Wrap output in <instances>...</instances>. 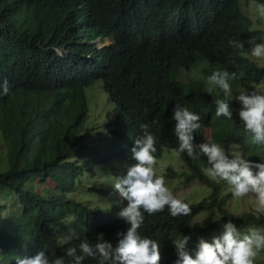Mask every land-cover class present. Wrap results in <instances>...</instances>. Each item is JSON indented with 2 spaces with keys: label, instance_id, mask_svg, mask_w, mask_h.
Segmentation results:
<instances>
[{
  "label": "trees",
  "instance_id": "trees-1",
  "mask_svg": "<svg viewBox=\"0 0 264 264\" xmlns=\"http://www.w3.org/2000/svg\"><path fill=\"white\" fill-rule=\"evenodd\" d=\"M243 1L0 0V85L7 80L10 88L3 95L0 87V264L40 250L64 256L69 247L78 248L84 239L94 243L100 234L115 246L117 233L130 227L118 218L126 206L120 197L109 212L76 198L86 164L73 159L87 153L88 90L97 82L113 107L106 115L109 153L125 175L135 163L131 149L143 134L141 124L156 138V160L164 149H178L172 119L177 104L201 117L195 144L217 143L230 158L234 151L264 162V144L252 143L235 99L241 92L260 94L264 85V65L249 44L264 43V31L255 27ZM217 70L244 73L229 80L228 97L208 82ZM217 99L230 103L231 120L216 117ZM178 156L187 171L169 169L165 183L180 176L185 186L198 181L210 194L199 203L184 202L191 208L188 216L173 217L167 207L144 213L138 232L159 243L161 264H174V242L184 236L191 237L187 249L194 256L199 239L211 242L229 221L241 233L264 228V213L232 207L237 198L231 186L208 176L207 160ZM210 213L216 221L194 224ZM260 254L264 258V249ZM83 264L99 261L85 258Z\"/></svg>",
  "mask_w": 264,
  "mask_h": 264
},
{
  "label": "clouds",
  "instance_id": "clouds-1",
  "mask_svg": "<svg viewBox=\"0 0 264 264\" xmlns=\"http://www.w3.org/2000/svg\"><path fill=\"white\" fill-rule=\"evenodd\" d=\"M261 17H264V4L256 5ZM251 55L264 58V43L249 41ZM229 45L242 48L243 44L229 41ZM244 73H229L217 70L208 77V82L223 90L225 97L231 95L229 80L243 78ZM3 95H8L10 88L7 80L2 85ZM240 104L238 116L245 130L252 134V143L264 144V95L255 91L241 92L235 97ZM217 118L233 117V109L227 99L215 101ZM172 119L175 121L174 133L178 139V149L173 151L179 155L186 153L196 160L200 155L207 158L210 165L206 169L213 180L226 181L231 186L233 198H243L253 194L256 201V211L264 213V162L256 163L239 156L230 158L225 149L217 143L195 144L194 133L201 128V117L187 107L179 104L173 109ZM142 135L134 142L131 149L135 161L122 178H116L114 190L119 197L126 201L118 213V218L130 227L119 237L114 246L100 234L94 243L84 239L78 248L73 246L66 250L64 256L50 257L40 250L31 257H18L15 264H83L85 258L98 259L99 264H161L162 255L157 241L141 237L138 229L144 223V213L154 215L163 212L165 208L173 217L188 216L191 208L188 204L177 199L165 185L163 176H158L154 165L157 160L156 138L149 131L147 123L141 124ZM198 150V151H197ZM191 237L184 236L175 241L178 259L174 264H254L258 251L264 249V228L248 227L241 233L231 221L223 225L221 235L214 237L211 242L200 238L194 256L187 249Z\"/></svg>",
  "mask_w": 264,
  "mask_h": 264
},
{
  "label": "rangeland",
  "instance_id": "rangeland-1",
  "mask_svg": "<svg viewBox=\"0 0 264 264\" xmlns=\"http://www.w3.org/2000/svg\"><path fill=\"white\" fill-rule=\"evenodd\" d=\"M243 5H245L243 7L244 11L255 22V27L264 31V17H261L257 11L256 5L258 4L244 0ZM109 44L110 42L107 41L106 45ZM258 61L264 65V58H259ZM96 87L97 89H94ZM102 87V83L97 82L88 90L90 117L86 123L88 135L84 140L88 147L87 153L85 155H78L73 161H78L79 164H86V171L80 178L76 198L86 206H98L109 212L113 207L117 206V202L120 200L118 193L114 190L115 180L116 178L124 177L125 174L120 160L117 157L113 159L109 153L110 133L107 127L106 115L113 107ZM258 92L260 94L264 93V85L258 88ZM239 106L237 108L240 109ZM1 151L3 150L0 149ZM232 157H236L234 151L232 152ZM103 158L106 161L105 163H101ZM201 158L205 161L207 160L203 155H201ZM94 162H96V166H93ZM209 167L210 165L208 164ZM154 168L158 176L165 175L169 169H173L178 174L187 171L185 164L179 156L173 150L168 149H164L162 158L157 160ZM165 185L177 199L191 204L203 201L210 194L209 189L198 181L185 186L184 178L180 176L169 180ZM70 196H73V193ZM256 206L257 201L253 194L237 198L232 203L233 208L247 211L255 209ZM216 220L217 216L215 214H204L199 216L194 224L206 226ZM73 234L74 229L71 228L70 235L73 236ZM261 250L258 251V255L254 261L260 264L264 262V258L260 254Z\"/></svg>",
  "mask_w": 264,
  "mask_h": 264
}]
</instances>
